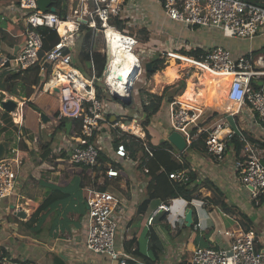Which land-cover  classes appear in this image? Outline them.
<instances>
[{
	"label": "crops",
	"instance_id": "0c3cea01",
	"mask_svg": "<svg viewBox=\"0 0 264 264\" xmlns=\"http://www.w3.org/2000/svg\"><path fill=\"white\" fill-rule=\"evenodd\" d=\"M251 1L254 3L257 2L256 4L258 5L264 3V0ZM142 3L150 15V29L147 30L149 34L152 32L157 34L159 28L168 26L174 32L170 30L172 36L177 33L178 37L186 41L190 47L208 48L222 46L230 50L234 55L248 52H252L253 55L264 53V34H260L252 39H242L226 37L221 31L213 29L201 30L185 27V29L181 28L180 30L177 28L174 29L175 24L169 23L164 12L158 5L146 0H142ZM21 17L22 12L16 0H0V50L5 54H17L25 42L26 36L24 31L26 28ZM6 32L9 34L10 41L5 39ZM92 32L93 44L91 51L93 52L92 47L95 43L97 33H101L103 36L104 34L100 30L93 31L92 29ZM79 35L80 33L78 31L75 37V45L72 47L74 65V56L80 47L79 41L77 40ZM184 50L188 51L187 49ZM128 56L131 57L130 53ZM171 64L172 59L165 69L151 74L159 86L172 85L183 80L181 73L183 72L185 74L186 69L184 71L182 69L188 67L190 62L179 64L175 61L176 66L182 67L179 78H176L172 82H161L159 84L160 80L157 74L171 68ZM76 68L79 69L78 67ZM189 68L191 69V67ZM79 70L81 71V69ZM96 71L94 67L90 69V78L96 76ZM58 72L65 73L60 67V64L51 66V73L45 81H41V84L39 78H42L44 71H42L39 65L25 73V78H32L30 86L33 90H36L39 84L42 86L37 96L34 91L31 97L29 99L27 98L30 100V106H28V112L23 115L25 117L23 120L25 119L24 122H27L24 125L26 127V133L28 132L32 136L24 141V144L27 146L26 150L32 154L34 145L36 144L35 141H37L31 140V138H34L39 133L40 128L35 133L32 130L33 126L36 128L38 124L41 126V134L43 136H40L41 134L39 133L40 135L38 134L36 138H46V141H44L43 150H40L38 154L40 164L36 165L33 160L35 155L31 158L30 153H28L30 160L23 166V178L18 182L19 188L17 194L10 199L0 202V244H3L2 250L4 251V255L20 261H26L28 264H109L107 258L91 254L83 244L87 234V225L84 217L88 212V207L86 199L80 194V188L83 190L84 186L92 179L99 177V180L102 175L97 172L91 174L85 166L70 164L69 161L67 162L69 157L65 154L60 159L56 158L60 148L68 146L70 140V137H67L63 132L59 131V123L56 128H52L47 133H43L45 129L47 130V127L53 126L55 125L54 123L60 121L57 119L61 94L58 86L65 82L63 79L57 80ZM200 76L208 80L206 85L200 83ZM184 80L186 81V87L181 95H177L179 97L178 103L186 107L188 106V108H192L197 112L200 128L206 129L222 120L227 128L224 134L233 131L238 136L243 133L250 139L264 142V126L247 106L239 113L232 114L234 106L225 97V90L228 85L226 80L220 85L217 82V78L199 72L190 79ZM190 81L196 84L192 99L184 97L189 88ZM263 84L259 83L258 86H262ZM45 85L49 87L57 85L55 92H48L50 88H47L48 86L43 88ZM125 91L127 92L126 89ZM42 92L55 96L58 105L52 106L49 100L37 101L38 96ZM135 92L138 94L139 90H135ZM162 92L158 94H162ZM215 93H218L216 98L214 97ZM34 97L36 98L34 99ZM178 97L175 96L174 100ZM27 99H25V103ZM104 100L107 104L109 115L116 116V118L117 116H131L132 118L137 117L138 119V109L131 112L130 109L123 107L121 102H113L114 100L105 98ZM141 101L137 100V108ZM175 101L177 102V100ZM171 103L168 100L163 102L162 109L152 118L149 126L144 128L140 125L137 127L135 124L134 126L138 131V133L134 131L135 135L143 140L146 139L145 141H149L154 147L168 141L169 136L174 132L171 124ZM35 107L50 118V125L47 126L41 122V112L37 111ZM29 109L32 112H29ZM51 115H54L55 122L50 117ZM145 117V114H142L141 118L145 119ZM109 119L111 120V118ZM150 126H153L158 134L151 133ZM105 130L106 132L103 135V141L100 143L99 148L106 151L110 157H115L111 143L112 131L110 132V129ZM191 131H196L197 133L195 128H192ZM185 140L187 146L184 150L180 151L171 144L175 150H169V152L171 154L172 152L181 153L182 156L178 160L182 158L187 159V162L190 163V168L185 166V164L183 165L189 174L190 170L201 179L206 178L214 182L225 196L228 205L233 206L235 211L232 215H226L219 208L214 207V205L208 206V204L206 205L201 200H193L191 204L194 206V209H192L184 199L174 198L167 201L170 202L172 211L170 213H159L155 218L151 230H149L147 226L148 217L163 201L158 198L156 200L154 199L145 211V214L140 212V206L149 197L151 175L149 172L146 173L139 169L138 162L141 155L136 159L131 158L132 161L123 162L118 181L114 185L115 193L120 197L125 207L124 212L120 213L118 218L119 230L117 242L118 246L123 247L133 258L128 261V264H147L144 255H150V240H160L164 245L163 254L155 264H188L192 249L196 245L211 246L217 249L223 248L226 246L227 240L223 235L217 234L216 229H231L238 226L239 222L237 218L239 212H244L253 219L251 228L256 230L260 238V240L258 238L257 246L264 251V196L259 205H254L249 199L248 192L243 190L240 185L239 175L235 169V162L241 158L242 148L238 152L235 143H232L231 139L227 143L224 160L218 162L214 155L194 149L192 143L190 144L186 138ZM42 141L41 143H43ZM48 148L52 149L53 155H50V158L55 159V164H51L48 159H44L43 157V153ZM61 159L64 160L61 162ZM157 164L159 163L151 164L153 170L159 168ZM78 177L81 180L80 184L76 181ZM99 181L102 182V179ZM107 185H109V181ZM203 194L204 196L212 195L209 190H203ZM47 199L50 202L49 212L44 210L40 212L38 210L39 207ZM200 202H203L202 206L206 207L209 212L210 219L208 220V227L204 226L203 219L199 216V210H197ZM191 209L193 211V223L197 215L198 221L202 223V228L187 225L186 215ZM20 210L26 213V218H19L16 215V212ZM140 222L143 225L139 226ZM127 245H131L130 251L126 250Z\"/></svg>",
	"mask_w": 264,
	"mask_h": 264
},
{
	"label": "built area",
	"instance_id": "2783aa9c",
	"mask_svg": "<svg viewBox=\"0 0 264 264\" xmlns=\"http://www.w3.org/2000/svg\"><path fill=\"white\" fill-rule=\"evenodd\" d=\"M158 5L169 23L190 29L219 30L226 37L252 39L264 34V7L251 0H146ZM22 12L25 24V42L15 55H8L0 50V72L8 75L24 73L39 65L42 71L47 65L63 64L69 71L64 73L67 83L60 86L59 110L57 119H81V134L70 136L69 145L60 148V153L67 155L70 164L83 165L91 168V174L98 166L99 145L103 141L105 129L116 131L120 135L126 134L119 150L115 152L114 165L101 173L102 182L92 179L83 191L88 207L84 217L87 234L83 241L86 249L94 255L108 259L109 264H128L133 259L123 247L118 246L117 234L119 230V214L125 207L120 197L115 193L114 185L118 181L123 162L132 161L127 151V143L135 135L131 126L118 122L112 123L108 118L109 112L104 99L98 96L94 85L95 76L87 78L73 62L72 50L75 37L80 27L85 24L91 29L103 32L107 40L110 28L132 37V45H137L138 38L131 30L150 29V15L142 0H69V10L66 18H61L53 12H44L37 0H16ZM124 25L119 31L118 24ZM49 27L55 30L59 41L54 47L41 56L43 37L38 32L39 27ZM170 28L162 26L158 30L160 39L152 51L154 58L152 66L161 58L184 52L204 50L201 58L188 57L193 63L190 66L199 73L212 75L218 84L228 80L225 97L234 106L232 114L239 113L245 106L257 116L264 126V53L253 55L252 52L234 55L222 46L208 48L190 47L180 37L172 36ZM131 33V34H130ZM137 34V33H135ZM108 41V40H107ZM187 49L188 51H185ZM138 61V59L136 58ZM140 66V64H139ZM141 68V67H140ZM146 70V68H145ZM262 83V86H258ZM55 92V88L48 89ZM171 110V124L174 131L182 134L191 144L200 134H205V147L208 153L220 162L224 160L227 143L236 132L229 131L225 123L220 120L212 126L203 129L199 127L198 115L195 110L180 105ZM136 123L137 117L134 118ZM19 127L21 122H17ZM197 133L192 135L191 129ZM17 142L9 147L8 155L0 160V202L10 199L18 192V182L23 178V166L30 160L29 152L20 146L22 130L19 131ZM228 136V137H227ZM138 137V136H137ZM242 145V156L235 162V169L239 175V182L243 190L249 194L254 205H259L264 196V142L250 139L246 134H239ZM142 139V138H141ZM22 140V141H21ZM144 147L150 148L142 139ZM180 159L182 154L172 152ZM148 173V170H145ZM171 179L186 182L190 176L185 167L169 174ZM95 180V181H94ZM109 181V185L107 182ZM103 185V186H100ZM107 189H104V188ZM170 202L161 203L150 214L147 220L151 230L155 218L159 213H170ZM198 228L202 223L197 222ZM216 233L223 235L227 244L223 248L196 245L193 247L188 264H264V251L259 249L256 230L244 229L240 224L231 229H216ZM0 244V264H28L4 255Z\"/></svg>",
	"mask_w": 264,
	"mask_h": 264
},
{
	"label": "trees",
	"instance_id": "16d2710c",
	"mask_svg": "<svg viewBox=\"0 0 264 264\" xmlns=\"http://www.w3.org/2000/svg\"><path fill=\"white\" fill-rule=\"evenodd\" d=\"M53 5L56 8V14H58L61 18H66L69 10V0H53ZM257 3V2H256ZM264 7V3L260 4ZM118 24L119 31H123L124 25L121 23ZM38 32L43 37V49L41 52V56L44 55L45 52L50 51L54 45L59 41V36L57 32L49 27H39ZM139 33L146 34V38L144 41H147L149 37L147 36L148 31L145 29L138 30ZM25 32V31H24ZM79 37L78 41H80V47L77 50L75 58V65L79 69H82L83 67H87L90 65L91 69L94 67L96 68V76L94 79V85L96 87V91L98 96H100L102 99H110L115 100L114 97L111 95V92L109 88L103 83V80L106 76L109 75V71L103 69L102 60L99 59L100 56L95 57L93 52L91 51V46L93 44L92 38H93V32L92 29L88 26L83 24L79 29ZM5 39L9 40V34L5 33ZM68 51L73 53V50L68 49ZM185 56L191 57L194 56L196 58H201L204 54V50L201 48H198L195 51H188L184 52ZM158 61H161L160 59ZM93 66V67H92ZM157 63L154 65V73H156L159 70L165 69L167 64H165V60L159 65V67H156ZM29 71V70H27ZM26 71V72H27ZM24 73H14L11 74V76L8 79V83L11 85L10 88V95H19L20 97L24 98H30L33 94L34 90L31 87H28L26 90V86L24 83H16L13 84L12 80L18 79ZM51 73V65H47L44 70V75L42 78H39V81H45L48 77V75ZM49 81V80H48ZM43 84V83H42ZM21 85V87L24 89L21 94H18V87ZM186 87V81L183 79L177 84L173 86H166L162 92V94L153 93L150 91H143V100L141 101V110L142 114H145V119H142L140 117V126L141 127H147L150 125L152 118L160 111L162 108V104L164 101L168 100L170 102H175L174 97L177 95H181ZM142 92L139 90V93L136 94V96H132V102L130 104H124L123 102L116 100L118 102L122 103V106L126 109H130L131 112H134L136 110V97L140 95ZM133 94V92H132ZM23 105V102H22ZM21 105V107H22ZM35 109L39 112L38 108L35 107ZM9 116L7 112H4L2 114V117L5 119ZM113 115H109L108 118H111ZM23 119V115H21ZM131 116H117V122L120 123L123 120L126 123H130L132 121ZM81 119H72V118H64L59 121L58 129L60 132H63L67 137L70 136H79L81 134ZM5 131V128L2 127L0 124V140L1 135ZM196 131L192 132V135H195ZM126 134L120 133L118 134L116 131L112 130L111 132V143L114 150V153L119 150L120 144L122 141L125 142ZM232 143H235L236 149L239 152L242 148V145L239 141L238 135H235L232 138ZM144 141H142L141 138H138L136 136H132L127 143V151L132 159L138 158L140 156V160L138 162L139 169H141L143 172L147 169L149 174L151 175V181L149 183V197L146 199L142 205L140 206V212L146 213L145 211L149 208L151 202L155 199H161L163 202H167L174 198H181L184 199L189 203L190 208L194 209V206L191 204L193 200H201L206 203V205H214V207L219 208L222 210L226 215H232L235 211L233 206L228 205L225 196L219 189L217 185L214 184V182L210 181L209 179H201L198 177L195 173L190 172L189 180L186 182L183 181H176L174 179H171L169 177V174L181 170L185 164V166L189 167V162H187V159H181L178 160L169 150L174 151L175 149L169 143L168 141L163 142L161 145L154 147L151 145V143L148 141L147 144L150 148L146 149L143 144ZM20 146L22 149H27V146L24 144V142L20 143ZM192 146L194 149L200 150L201 152H208L205 147V134H200L195 138V140L192 142ZM52 154V149H47L45 153H43L44 159H48ZM210 155V154H209ZM98 166L94 169V173L97 172L98 174H101L98 171L104 172L108 169L110 165H114V160L111 158L108 153L102 149L99 148V158H98ZM158 162L157 164L159 168L157 170H153L151 167V164ZM186 168V167H185ZM88 171L91 172V168L86 167ZM99 178V177H98ZM98 178H94L95 180H98ZM94 180V181H95ZM104 189H107L106 187ZM203 190H209L211 192V196H204ZM162 202V203H163ZM50 209V202L49 199H47L44 203L41 204L39 207V211L42 212L47 211L49 212ZM237 221L239 224L246 230L250 229L252 226L253 219L248 216L244 212L238 213ZM150 216V215H149ZM198 218L197 215L194 218L193 226H197ZM148 235V234H147ZM133 243V242H129ZM128 243V244H129ZM131 246V245H130ZM130 246L127 245V251H130ZM164 245L160 240H150V255L145 256V261L147 264H155L157 263L164 251Z\"/></svg>",
	"mask_w": 264,
	"mask_h": 264
},
{
	"label": "rangeland",
	"instance_id": "374dc122",
	"mask_svg": "<svg viewBox=\"0 0 264 264\" xmlns=\"http://www.w3.org/2000/svg\"><path fill=\"white\" fill-rule=\"evenodd\" d=\"M152 18V17H151ZM175 28H177V29H181V28H183V29H185L184 27H182V26H180V25H174V29ZM131 32H133V33H137V34H134V36L135 37H137L138 38V44L137 45H135L134 47H133V50H131V53L138 59V64H140V71H139V73H138V75L134 78V80H133V89H132V92H133V94H132V92H131V97L132 96H136V92H135V90H141V94L140 95H138V97H136V100H143V97H144V93H143V91L145 92V91H150V92H153V93H161L162 92V90L166 87V86H173V85H175V84H177V82L175 83V84H172V85H161V86H159L157 83H156V81H155V79H154V77H153V75H151L152 74V72H147L146 70H145V65H146V63L147 62H151V61H153L154 60V58L152 57L153 55H151L152 54V51L154 50V48L157 46V44H158V41H159V39H160V36L158 35V34H156V33H151V34H147V36L149 37V39L147 40V41H144V39L146 38V34H142V33H139V31H138V29L137 28H135V29H133V30H131ZM171 32H173V30H171ZM174 33V32H173ZM193 33V32H192ZM131 34V33H130ZM174 36H176V37H178V34L177 33H175L174 34ZM79 44H80V41L78 42ZM92 49H93V54L95 55V57H97V56H100L99 57V59L100 60H102V65H103V69L104 70H107V71H109V72H111V62H112V53H111V50L109 49V43L105 40V38H104V36L101 34V33H97V35H96V38H95V43H94V45H93V47H92ZM126 53V55H129L127 52H125ZM131 58H133L132 56H131ZM134 59V58H133ZM160 60L161 61H158L157 62V66L156 67H159V65L165 60V64H167V66L169 65V62H170V60H167L166 58H161L160 57ZM169 61V62H168ZM180 64H183V63H180ZM166 66V67H167ZM188 68V69H187ZM90 69H91V67H90V65H88L87 67H83L82 69H81V72L86 76V77H88V78H90L91 77V73H90ZM186 69V73L184 74L183 72L181 73V75H182V78L183 79H190L191 77H193L195 74H197L198 72H197V70L195 69V68H189V67H186V68H184V69H182V71H184ZM188 70V71H187ZM154 72V71H153ZM11 75H9V77H10ZM25 74L24 75H22L21 77H19V80L18 79H15V80H12V82H13V84H18V83H24V85L26 86V88H25V90L28 88V87H31L30 86V84H31V82H32V78H25ZM197 76V75H196ZM9 79V78H8ZM181 80V79H180ZM48 81V80H47ZM103 83L109 88V90H110V92H111V95H113L112 94V92H113V89H112V87H111V85L109 84V82H108V76H106L105 77V79L103 80ZM41 84V83H40ZM38 85L37 86V88H36V90H34L35 92V94H36V96H37V94H39V92H40V89L42 88V86L41 85ZM47 86L45 85L43 88H46ZM18 89V94H21L22 92H23V88L21 87V85H19V87L17 88ZM45 90V89H44ZM43 90V91H44ZM136 93V94H135ZM218 96V93H215V98ZM176 97H178V96H176ZM221 97H222V95H221ZM36 97H34V99H35ZM139 98V99H138ZM10 99H13V100H15V101H17L18 102V104L19 103H22L23 102V105H22V107H18V115H24L25 113H27L28 112V106H30L29 104H30V100H28L27 98H24V97H20L19 95H10V92H5L4 93V95H3V97H2V93L0 94V101L2 102V101H4V100H10ZM25 99H27V101H26V103H25ZM178 99H179V97L178 98H176L175 100H177V102H178ZM43 101V100H49V102L52 104V106H56V105H58V102H57V100H56V98H55V96H53V95H49L48 93H46V92H42V94H40L39 96H38V98H37V101ZM116 100H114L113 102H115ZM138 105V102L136 103V106ZM176 105H177V103H171V106H172V109L173 108H175L176 107ZM32 109V108H31ZM138 109V110H137ZM162 109V108H161ZM136 110L139 112V113H137L138 114V119H137V121H136V123H135V121H134V118L132 119V121L130 122V123H126L124 120L122 121V122H120V124H123V125H125V127H127V126H131V125H135L136 124V126L138 127L139 126V124H140V117L142 116V110H141V103L139 104V107L137 108L136 107ZM16 111V110H15ZM15 111H13L12 113H8L9 114V116L7 117V118H3L2 117V114L4 113V112H6V111H4L1 107H0V124L2 125V127H4L5 128V131L2 133V135H1V140H0V142H8L9 143V147L10 146H12L13 144H14V142L16 143L17 142V138H18V135H19V131L20 130H22V132H23V134H22V140H23V138H25V140L26 139H29L32 135L30 134V133H26V131H25V123H27V122H24L25 121V119L23 120H21V123H22V126L21 127H19V125L17 124V122H16V120H17V116L14 114L15 113ZM32 112V110H30L29 109V112ZM51 118H52V120H53V122H55V117H54V115H51L50 116ZM23 118H25L24 116H23ZM59 123V121H57V123H54L55 125H53V126H50V127H47V130L45 129L44 131H43V133H47L48 131H50L52 128L54 129V128H56V126H57V124ZM45 125H50L49 124V122H47ZM59 125V124H58ZM151 128H150V131H151V133H156V134H158L157 133V131L154 129V127L153 126H150ZM40 128V130H41V126L38 124L37 125V128L36 127H32V130L35 132V133H37V130ZM39 130V133L41 134V132H42V130L40 131ZM60 131V130H59ZM39 133H37L36 134V136L34 137V138H31V140L33 139V140H37V141H35V145H34V148H33V151H32V154H31V152H29L30 153V155H31V158L32 157H34V155H35V157L33 158V160H34V163L37 165V164H40V159H39V152H40V150H43V145L45 144V142L44 141H46V138L45 139H41V138H36L37 136H38V134ZM28 134H30V135H28ZM39 134V135H40ZM40 136H43L42 134L40 135ZM134 136H136V135H134ZM159 136V135H158ZM137 137V136H136ZM138 138H140V137H138ZM21 140V141H22ZM41 140H43L42 142L43 143H41ZM146 140V139H145ZM156 141H157V139H156ZM9 149V148H8ZM7 149V152H6V155H8V152H9V150ZM57 154H58V156L56 157V158H58V159H60V158H62L63 157V154H61L60 153V151H58L57 152ZM64 159H61L60 161L62 162ZM48 161L51 163V164H55V159L53 158V159H51L50 157H48ZM47 161V162H48ZM69 160H67V162H68ZM83 166V165H82ZM32 176V175H31ZM77 182H79V184H80V178L78 177L77 178V180H76ZM78 183H77V185H79ZM80 186V185H79ZM81 187V186H80ZM204 192H206V191H204ZM80 194L82 195V197L85 199V195H84V191L82 190V188H80ZM204 202V201H203ZM203 202H200L199 203V205L197 206V210H199V216L203 219V222H204V226L205 227H208V224H209V222H208V220L210 219V217H209V212H208V209L206 208V207H203L202 205H203ZM155 205H156V203H154ZM152 207H154V205H152ZM55 208V207H54ZM57 208V207H56ZM58 208H59V205H58ZM56 211V210H55ZM141 225H143L142 224V222H140V225L139 226H141ZM143 230H145L144 228H143ZM258 238H259V236H258ZM257 238V239H258ZM259 240H260V238H259Z\"/></svg>",
	"mask_w": 264,
	"mask_h": 264
},
{
	"label": "water",
	"instance_id": "95a60500",
	"mask_svg": "<svg viewBox=\"0 0 264 264\" xmlns=\"http://www.w3.org/2000/svg\"><path fill=\"white\" fill-rule=\"evenodd\" d=\"M39 8L44 12H56V8L53 6V0H37ZM147 72H153V66L151 62H147L145 65ZM140 71V66L136 59H131L127 56H123L121 60L115 65L114 78L116 81L124 86L127 90L125 95H119L113 90L112 96L115 100H119L124 104H130L132 102L131 92L133 89V80L138 75ZM112 72V71H111ZM9 75L5 72H0V89L3 91L2 97L6 91H10L11 85L8 83ZM58 91V89H56ZM0 107L8 112L12 113L16 108H18V102L13 99L0 101ZM146 116V115H145ZM41 122L46 124L50 121V118L43 112L40 113ZM112 123L117 122L116 116H112ZM168 141L174 145L178 150L182 151L186 148L187 142L185 138L178 132L174 131L169 136ZM9 148L8 142H0V160L6 156L7 149ZM16 215L19 218H26V213L22 210L17 211ZM186 222L188 226L193 223V211L192 209L188 211L186 215Z\"/></svg>",
	"mask_w": 264,
	"mask_h": 264
},
{
	"label": "bare ground",
	"instance_id": "6f19581e",
	"mask_svg": "<svg viewBox=\"0 0 264 264\" xmlns=\"http://www.w3.org/2000/svg\"><path fill=\"white\" fill-rule=\"evenodd\" d=\"M106 36H107V40H108L107 42L109 43V46H110L111 53L113 55L112 62H111V65H110L112 72H109L108 82L111 85L112 89L115 90L116 93H118L119 95L122 96V95L126 94V91H125L126 88L123 87L121 84H119L116 81V79L114 78V69H115V65L121 60V58L123 56H127V57L131 58L130 56L126 55L125 51L128 54L130 53V55L134 59H136V57L130 52V48H131V45H132V39H131L132 37L126 36V35L118 32V31H116L113 28L108 29ZM166 59H169V60L172 59V64H171L172 67L168 68L165 72L157 74V77L160 80L159 84H161V82H172L176 78H179L180 70H181L182 67L181 66H176L175 65V61H177V63H179V64L180 63L190 62L188 67H190L192 65V63H193L187 56H182V55H178V54L168 55L166 57ZM60 67L64 70L65 73H67L69 71L68 67L63 65V64H60ZM205 74H208V73L206 72ZM197 76H199V75H197ZM209 76H212V75H209ZM56 78H57V80H62L63 79V81L65 83L68 82L67 81V77L61 72H58V76ZM203 79H204L203 76H200L199 81H200L201 84H205L206 85L208 83V80L207 79L203 80ZM226 82H228V80H226ZM195 85L196 84H194L193 81H190L189 86H188L189 88L187 89L186 94L184 96L185 98H189V99L193 98ZM56 86L57 85H55L53 87H49L48 86L47 88H56ZM1 93H3V91L0 89V94ZM21 105H22V103H19L18 107L19 106L21 107ZM15 110H14L15 111L14 114L17 116L16 122H21V117H20L21 115H18V108H16ZM130 129L138 133L137 128L134 125H131Z\"/></svg>",
	"mask_w": 264,
	"mask_h": 264
}]
</instances>
